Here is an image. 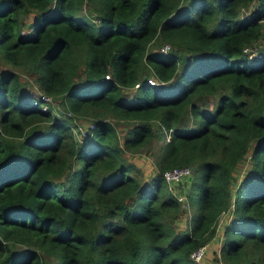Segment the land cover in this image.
<instances>
[{"label": "trees", "instance_id": "obj_1", "mask_svg": "<svg viewBox=\"0 0 264 264\" xmlns=\"http://www.w3.org/2000/svg\"><path fill=\"white\" fill-rule=\"evenodd\" d=\"M223 212L264 264V0H0V264H195Z\"/></svg>", "mask_w": 264, "mask_h": 264}, {"label": "built area", "instance_id": "obj_2", "mask_svg": "<svg viewBox=\"0 0 264 264\" xmlns=\"http://www.w3.org/2000/svg\"><path fill=\"white\" fill-rule=\"evenodd\" d=\"M167 48H168V45H164L162 47L163 50H166ZM254 52H256V51H254ZM105 78L108 79L109 78V74H106ZM148 82L153 83L154 80L149 78ZM41 98L44 101H46V102L41 104V109L42 110H46V108H47L46 103L47 102H51V99H50L49 96H47L45 94H41ZM76 124L78 125V128H79V130H81V132H84L85 130H87V128H92V124L90 122L89 123L87 122V123H85V125H83V123H80V122L76 121ZM190 172H191V168H189V167H173L171 169L165 170L163 172V177L166 179L167 182L172 184V183H176L177 181L181 180L183 177H186V176L188 177ZM177 199L179 201L184 202L185 197H184L183 194H179V195H177ZM183 207H185V205H183ZM226 214L227 213L223 212L221 214V216L222 215H226ZM220 219H219V222L217 223V226H216V232H217V230L219 231ZM208 243L202 244V245L196 247L195 249H193L190 252L189 257L192 259V261L195 264H203V257H204V255L206 253V249H207Z\"/></svg>", "mask_w": 264, "mask_h": 264}, {"label": "rangeland", "instance_id": "obj_3", "mask_svg": "<svg viewBox=\"0 0 264 264\" xmlns=\"http://www.w3.org/2000/svg\"><path fill=\"white\" fill-rule=\"evenodd\" d=\"M32 18H33V14L29 15V16L27 17V19H26V23H27V22H31ZM22 31H23V34H24V32H26V28H23ZM258 46L260 47V43H257V45H255V46L253 47V51H257V50H258V49H257ZM253 53H255V52H252V54H253ZM21 79L23 80V82L26 81V80H25V76L22 75V74H21ZM29 83H30V81L27 80V81H26V84H29ZM32 88H34V86H32ZM34 90H35V88H34ZM76 121H77V120H76ZM78 122L83 123V125H85V123H87V122H85V121H83V122L78 121ZM167 138H168V135L166 136V139H167ZM130 161H134V162L138 165L139 168L144 169L145 167H148L147 165L149 164L150 159L142 160V159H140V158H136L135 156H131ZM146 177H147V174L144 175V178H146ZM226 216H227V214H226V215H222V216L220 217L221 219H220V227H219V229L222 228V225H223V223H224V220H225ZM185 223H186V215H183V217H181L180 219H178V221L176 222V224H177L179 227H184ZM217 228H218V227H217ZM209 242H210V241H209ZM208 251L210 252L211 250H208ZM216 251H217V248L212 249V253L208 254V255L205 257V259H204L205 262H204L203 264H221V263H219V262H214V260H213V253H215Z\"/></svg>", "mask_w": 264, "mask_h": 264}, {"label": "crops", "instance_id": "obj_4", "mask_svg": "<svg viewBox=\"0 0 264 264\" xmlns=\"http://www.w3.org/2000/svg\"><path fill=\"white\" fill-rule=\"evenodd\" d=\"M220 241H221V237H220V233L217 232L216 235L211 239V241L208 243L207 249H206V253L203 257V259H205V257L210 254V252L208 251L214 248H218L220 245ZM204 263V262H203Z\"/></svg>", "mask_w": 264, "mask_h": 264}]
</instances>
